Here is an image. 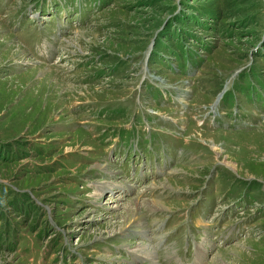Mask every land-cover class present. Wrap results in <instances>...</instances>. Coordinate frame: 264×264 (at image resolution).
Returning a JSON list of instances; mask_svg holds the SVG:
<instances>
[{
    "label": "rangeland",
    "instance_id": "rangeland-1",
    "mask_svg": "<svg viewBox=\"0 0 264 264\" xmlns=\"http://www.w3.org/2000/svg\"><path fill=\"white\" fill-rule=\"evenodd\" d=\"M142 242L264 264V0H0V264H148Z\"/></svg>",
    "mask_w": 264,
    "mask_h": 264
},
{
    "label": "bare ground",
    "instance_id": "bare-ground-1",
    "mask_svg": "<svg viewBox=\"0 0 264 264\" xmlns=\"http://www.w3.org/2000/svg\"><path fill=\"white\" fill-rule=\"evenodd\" d=\"M155 202L158 203L156 200H154V201L151 200V201H144L143 204H145L146 208L153 209L155 206ZM138 206H139V204H136L134 202L132 203V207H133L134 212L132 210V214H131V211H129L130 212L129 216L132 220V222L130 224H132L131 227H133V228L135 227V229L137 231L143 232L146 228H144L142 217H140V215L138 214L137 211L135 212V210ZM143 244H145V243L142 242L141 244H138L139 246H141V247L138 246V248H140V252H141V248L144 247L142 252H144V255L146 256V258L150 259L148 264H155V262H153V261L151 262V258H153L154 252L150 251L149 246H144Z\"/></svg>",
    "mask_w": 264,
    "mask_h": 264
},
{
    "label": "crops",
    "instance_id": "crops-1",
    "mask_svg": "<svg viewBox=\"0 0 264 264\" xmlns=\"http://www.w3.org/2000/svg\"><path fill=\"white\" fill-rule=\"evenodd\" d=\"M199 217V215H197L196 217H194V221L196 220V222H199V220H197Z\"/></svg>",
    "mask_w": 264,
    "mask_h": 264
}]
</instances>
